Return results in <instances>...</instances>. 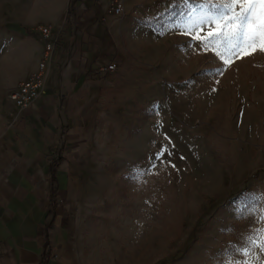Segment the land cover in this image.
Returning a JSON list of instances; mask_svg holds the SVG:
<instances>
[{"label":"rangeland","instance_id":"obj_1","mask_svg":"<svg viewBox=\"0 0 264 264\" xmlns=\"http://www.w3.org/2000/svg\"><path fill=\"white\" fill-rule=\"evenodd\" d=\"M76 1L0 0V113L31 48L40 40L45 49L38 28L55 35L50 22L65 14L67 24ZM120 2L118 18L107 10L118 45L99 124L100 163L83 201L69 204L81 262L242 261L237 249L260 226L264 205L236 207L242 194H264V52L225 68L199 42L164 27L183 11L180 0ZM94 3L95 14L104 11ZM14 23L21 38L5 31ZM249 255L254 264L264 257L259 249Z\"/></svg>","mask_w":264,"mask_h":264},{"label":"crops","instance_id":"obj_2","mask_svg":"<svg viewBox=\"0 0 264 264\" xmlns=\"http://www.w3.org/2000/svg\"><path fill=\"white\" fill-rule=\"evenodd\" d=\"M99 1L103 12L94 13V0H77L67 24L65 14L50 22L56 43L40 96L23 112L9 98L3 105L0 264H82L70 237L69 204L83 201L88 175L100 163L99 124L118 45L116 19L107 11L112 0ZM88 8L90 17L80 13ZM22 30L15 23L5 29ZM30 53L23 79L43 59L40 40Z\"/></svg>","mask_w":264,"mask_h":264},{"label":"snow or ice","instance_id":"obj_3","mask_svg":"<svg viewBox=\"0 0 264 264\" xmlns=\"http://www.w3.org/2000/svg\"><path fill=\"white\" fill-rule=\"evenodd\" d=\"M180 4L183 11L164 27L179 30L199 42L201 50L214 53L225 68L257 51L264 52V0H180ZM217 72L223 74L222 69ZM164 151L166 149L158 153L157 158ZM242 196L236 206L240 213L255 211L249 205L250 200H264V194ZM257 219L260 226L245 236L246 244L237 249L245 259H229L224 264H254L249 255L253 249L264 254V205ZM256 259L264 264V257Z\"/></svg>","mask_w":264,"mask_h":264},{"label":"built area","instance_id":"obj_4","mask_svg":"<svg viewBox=\"0 0 264 264\" xmlns=\"http://www.w3.org/2000/svg\"><path fill=\"white\" fill-rule=\"evenodd\" d=\"M110 7L114 14H121L122 4L120 0H112ZM38 32L45 41L43 59L39 62L36 70L18 82L9 93V100L18 112L27 110L40 96L49 71V61L54 52L56 38L52 28L48 26L39 27Z\"/></svg>","mask_w":264,"mask_h":264},{"label":"trees","instance_id":"obj_5","mask_svg":"<svg viewBox=\"0 0 264 264\" xmlns=\"http://www.w3.org/2000/svg\"><path fill=\"white\" fill-rule=\"evenodd\" d=\"M70 1H72V4H73V2L76 1V0H70ZM64 24H66V22Z\"/></svg>","mask_w":264,"mask_h":264}]
</instances>
